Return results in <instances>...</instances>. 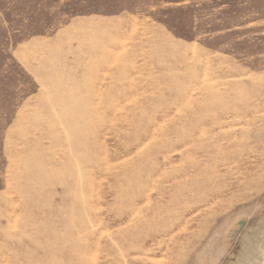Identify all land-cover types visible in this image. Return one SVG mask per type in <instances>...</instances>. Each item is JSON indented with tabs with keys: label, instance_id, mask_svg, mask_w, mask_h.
<instances>
[{
	"label": "rangeland",
	"instance_id": "rangeland-1",
	"mask_svg": "<svg viewBox=\"0 0 264 264\" xmlns=\"http://www.w3.org/2000/svg\"><path fill=\"white\" fill-rule=\"evenodd\" d=\"M0 264H264V0H0Z\"/></svg>",
	"mask_w": 264,
	"mask_h": 264
}]
</instances>
